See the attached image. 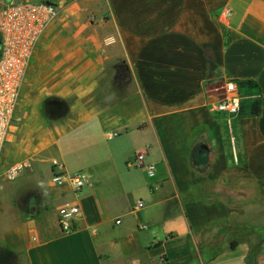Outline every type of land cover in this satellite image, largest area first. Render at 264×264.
I'll use <instances>...</instances> for the list:
<instances>
[{"label": "crops", "instance_id": "crops-1", "mask_svg": "<svg viewBox=\"0 0 264 264\" xmlns=\"http://www.w3.org/2000/svg\"><path fill=\"white\" fill-rule=\"evenodd\" d=\"M79 1L54 3L24 79L4 153L28 167L0 185V240L24 264H264V0ZM229 80L251 84L242 114L211 113Z\"/></svg>", "mask_w": 264, "mask_h": 264}, {"label": "built area", "instance_id": "built-area-1", "mask_svg": "<svg viewBox=\"0 0 264 264\" xmlns=\"http://www.w3.org/2000/svg\"><path fill=\"white\" fill-rule=\"evenodd\" d=\"M229 14V12H227ZM59 10L54 3L42 0H4L0 8V153L6 141L14 110L20 100L24 79L33 53L47 27L57 19ZM221 96L208 105L211 113L237 115L240 112L242 96L233 81H226L221 87ZM116 133L107 135L112 139ZM133 164L144 170L150 179L155 177V165L145 162V153L135 154ZM28 167L17 162L8 167L5 176L15 180ZM51 181L68 183L77 193L87 184L84 172L64 174L62 167L54 163ZM142 201L136 207L141 208ZM81 213L76 205L65 204L58 210L57 223L60 231L68 234L74 231V223ZM119 223V221H116Z\"/></svg>", "mask_w": 264, "mask_h": 264}, {"label": "trees", "instance_id": "trees-1", "mask_svg": "<svg viewBox=\"0 0 264 264\" xmlns=\"http://www.w3.org/2000/svg\"><path fill=\"white\" fill-rule=\"evenodd\" d=\"M45 1V0H42ZM237 86V90L239 92V94L243 97L242 100L244 99V96L242 95V88L243 87H251V84L249 82L246 83H239L236 85ZM242 100H241V104H242ZM259 112V108L257 106V103H254L252 106V109L250 111V114L255 115ZM238 114H242V108H240V112ZM192 163L194 164V166H198L199 164V160H198V156L193 153L192 154ZM254 233V235H262V237H260L263 241H264V234H262L260 231H252ZM250 233H247L248 236H250ZM241 240H236L233 241L231 243V248H234L235 245L237 243H239ZM23 255H21L20 253L11 251L10 249L7 248V246L5 245V243L0 240V264H21L23 261L22 258Z\"/></svg>", "mask_w": 264, "mask_h": 264}, {"label": "rangeland", "instance_id": "rangeland-1", "mask_svg": "<svg viewBox=\"0 0 264 264\" xmlns=\"http://www.w3.org/2000/svg\"><path fill=\"white\" fill-rule=\"evenodd\" d=\"M45 1L55 3L62 10L69 8L71 6L73 7L76 3L80 2L79 0H45ZM2 3H3V1L0 0V8H1ZM11 123H12V121L10 122V125H11ZM5 145H6V143H5ZM5 145H3V148H2L1 153H0V185H7L9 182L13 181V180H8L5 176V172L8 169V167L11 166L12 164H14V162L10 161V157L4 153V151H6ZM2 181H3V183H1ZM21 264H24V263L22 262Z\"/></svg>", "mask_w": 264, "mask_h": 264}, {"label": "water", "instance_id": "water-1", "mask_svg": "<svg viewBox=\"0 0 264 264\" xmlns=\"http://www.w3.org/2000/svg\"><path fill=\"white\" fill-rule=\"evenodd\" d=\"M14 3H17V0H14ZM206 149H207L206 145H200L199 150H197V153L200 154L202 153V151H206Z\"/></svg>", "mask_w": 264, "mask_h": 264}, {"label": "flooded vegetation", "instance_id": "flooded-vegetation-1", "mask_svg": "<svg viewBox=\"0 0 264 264\" xmlns=\"http://www.w3.org/2000/svg\"><path fill=\"white\" fill-rule=\"evenodd\" d=\"M198 150V149H197Z\"/></svg>", "mask_w": 264, "mask_h": 264}]
</instances>
